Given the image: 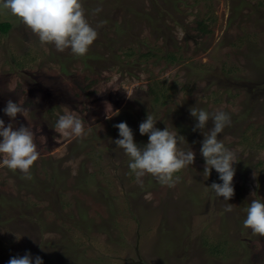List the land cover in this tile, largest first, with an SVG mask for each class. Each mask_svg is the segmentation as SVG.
<instances>
[{"label":"rangeland","instance_id":"1","mask_svg":"<svg viewBox=\"0 0 264 264\" xmlns=\"http://www.w3.org/2000/svg\"><path fill=\"white\" fill-rule=\"evenodd\" d=\"M83 4L93 27L107 21L83 58L42 47L0 10L11 25L0 32V119L31 127L40 152L31 180L0 163V264L26 252L43 264H264V237L243 227L251 200L264 202V0ZM10 99L30 109L26 119L4 114ZM64 107L90 128L83 140L54 130ZM192 107L231 116L218 136L237 156L230 213L209 189L219 174L203 176ZM148 114L196 154L175 187L150 175L139 184L114 143L126 122L145 146Z\"/></svg>","mask_w":264,"mask_h":264},{"label":"clouds","instance_id":"2","mask_svg":"<svg viewBox=\"0 0 264 264\" xmlns=\"http://www.w3.org/2000/svg\"><path fill=\"white\" fill-rule=\"evenodd\" d=\"M0 10L22 23L38 38L42 47L51 45L60 53L70 50L77 58L87 55L98 39V29L107 23L100 21L93 27L87 19L83 0H0ZM102 10L98 6L92 14L97 15ZM3 111L15 121L18 114L26 119L30 109L22 100L13 102L10 99ZM189 111L197 121L193 131L199 130L204 137L200 149L205 160L203 176L208 179L212 169L219 174L222 183L213 182L209 189L223 198L224 211L230 213L234 206L228 201L234 197L236 169L233 165L237 163V156L218 136L231 125V116L223 110L209 113L192 107ZM209 121L213 126L211 130H206ZM156 124L157 120L151 114L139 124L140 134L148 137V143L140 147L134 142L132 129L126 122H120L114 125L119 131V139L114 143L129 158L128 167L139 184L142 185L143 178L150 175L162 186L175 187L181 179L178 173L194 164L196 154L190 147L186 150L180 147L186 141L177 131H170L168 127L159 130ZM54 130L60 137L79 140L90 132V128H85V121L67 107H64V114L58 116ZM0 138V163L13 172L19 171L24 179L31 180V169L40 159L33 129L23 125L14 129L12 123L5 126L4 120L0 119ZM245 211L243 227L251 230L253 236L264 237V202L252 199ZM8 264H43V260L26 252L23 256L10 258Z\"/></svg>","mask_w":264,"mask_h":264},{"label":"trees","instance_id":"3","mask_svg":"<svg viewBox=\"0 0 264 264\" xmlns=\"http://www.w3.org/2000/svg\"><path fill=\"white\" fill-rule=\"evenodd\" d=\"M1 27H4V29H2ZM10 30H11V25L10 24H1L0 23V32H1L2 35H6ZM167 59L170 62H174L175 60H177L171 54L167 56ZM159 99H160V97L158 95H155L154 102H157V100H159Z\"/></svg>","mask_w":264,"mask_h":264}]
</instances>
